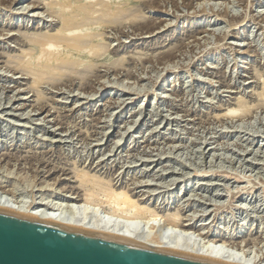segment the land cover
I'll use <instances>...</instances> for the list:
<instances>
[{
  "label": "rangeland",
  "instance_id": "374dc122",
  "mask_svg": "<svg viewBox=\"0 0 264 264\" xmlns=\"http://www.w3.org/2000/svg\"><path fill=\"white\" fill-rule=\"evenodd\" d=\"M65 1L0 0V179L7 189L55 202L65 192L84 199L96 190L103 201L110 190H126L160 213L159 225L171 216L183 223L195 217L199 228L242 231L259 243L264 0L133 5L130 16L156 26L94 25L98 45L86 49L99 50L97 58L92 51L82 58L92 72L54 86L19 65L37 49L29 38L58 33L59 18L48 10ZM232 108L237 115H226ZM241 201L247 211L238 208Z\"/></svg>",
  "mask_w": 264,
  "mask_h": 264
},
{
  "label": "bare ground",
  "instance_id": "6f19581e",
  "mask_svg": "<svg viewBox=\"0 0 264 264\" xmlns=\"http://www.w3.org/2000/svg\"><path fill=\"white\" fill-rule=\"evenodd\" d=\"M19 1L20 0H16V4L20 3ZM151 1L153 0H120L118 2L115 0H68L60 3L61 5L58 9H56V5L49 8V10L47 9L50 15L59 18L61 28L58 33L51 34L45 38H29L31 45L37 46V49H32V52L25 54V57L27 56L29 61L22 66L19 65L20 68L28 74L37 76L36 80L39 82L44 81L54 86H57L62 80L67 78H78L83 81L89 72L92 71L91 69L88 70L89 65L87 67H85L86 65H83V61L85 60H82V58L90 56V51L94 53L92 56L95 57L96 51H99L95 48V52H93L94 49H92L95 45H98L95 44L98 41L96 39L97 34H101L100 32H97V27L94 25H99L102 30L106 28L116 29L126 24L154 28L156 26L155 23L150 22L149 19H146L145 17L140 18L138 17L139 15L130 16L131 14L128 13V11L133 10V5L136 6V4L151 3ZM38 8L39 5L33 7V9ZM211 9L215 8L213 7ZM21 40L25 39L22 38ZM88 46L92 47L90 51H87ZM98 47H100V45ZM33 61H35V63H32ZM91 65L93 67V63H90V68H92ZM19 66L18 69H20ZM240 104L238 106H241ZM236 109L232 108L227 114H225L235 115L236 113L237 115ZM238 110H241V108ZM5 182V180L0 179V208L6 210L45 220H51L76 228L108 234L157 248H167L229 264H264V246L260 247L259 250H254L256 249V246H259L261 242H264V237L258 243L247 238L245 239L247 233H242V231L239 233L227 232L229 235L220 232L215 234L213 229L207 227L199 228L194 224L192 220L195 217L186 219L188 221L183 223L180 221V218H177V216H171L165 219L164 224L162 222L163 225H159L160 218L162 217L159 215L160 213H157V210H148V207L141 205L138 200L126 190H110L109 193L107 192L108 195H105L107 198L103 201L96 200V190L88 193L84 199L79 198V196L76 195L73 196L72 194H67V192L64 191L65 194H63V198H60V202L46 201L47 198H42L41 201H36L38 198H36L35 201H28L26 198L22 199L21 197H16L13 193L14 191H12L13 189H7L8 184H4ZM47 184H45V186L51 185ZM209 187L210 186H208V188ZM186 190L189 191L190 189L188 190L186 188L185 191ZM56 198L58 197L56 196ZM243 203L244 202L241 201L238 208L247 211L248 209H245ZM106 206L111 207V209H106ZM251 244L255 246L254 249H252L253 247Z\"/></svg>",
  "mask_w": 264,
  "mask_h": 264
},
{
  "label": "water",
  "instance_id": "95a60500",
  "mask_svg": "<svg viewBox=\"0 0 264 264\" xmlns=\"http://www.w3.org/2000/svg\"><path fill=\"white\" fill-rule=\"evenodd\" d=\"M0 264H229L0 208Z\"/></svg>",
  "mask_w": 264,
  "mask_h": 264
}]
</instances>
